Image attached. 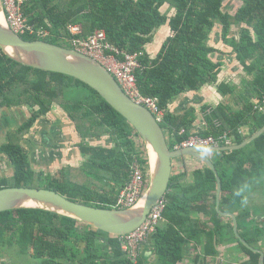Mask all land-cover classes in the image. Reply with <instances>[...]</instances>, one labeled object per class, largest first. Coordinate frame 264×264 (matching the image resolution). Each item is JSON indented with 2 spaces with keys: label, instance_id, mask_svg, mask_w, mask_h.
Instances as JSON below:
<instances>
[{
  "label": "trees",
  "instance_id": "16d2710c",
  "mask_svg": "<svg viewBox=\"0 0 264 264\" xmlns=\"http://www.w3.org/2000/svg\"><path fill=\"white\" fill-rule=\"evenodd\" d=\"M228 2L29 0L24 7L28 22L50 36L22 38L64 47L60 43L67 42L69 24H80L84 36L105 31L108 41L119 50L144 54L136 72L138 87L143 96L159 100L165 112L160 124L172 151L192 134L219 137L229 133L232 144L240 145L264 127V0H235L234 7ZM234 27H238L236 36ZM158 35L166 39L152 56L147 48ZM234 61L245 73L241 87L220 81L226 64ZM207 86H216L232 103H204L199 113L205 126L199 131L200 114L194 105L185 110L186 103L179 112L173 106L178 97L198 94ZM55 106L64 111V121L69 120L81 138L77 146L84 164L81 168L63 166L56 174L38 172L24 141L36 122ZM0 109H26L24 116H29L22 125L8 130L0 145V154L13 170L0 178V189H48L74 202L114 209L119 193L131 180L135 159L148 164L142 142V150L137 149L138 133L98 92L73 77L19 64L1 49ZM183 129L186 132L180 135ZM10 131L18 134L10 138ZM102 138L108 140L105 145L91 144ZM220 154L212 161L222 180L221 210L233 213L242 238L264 252V134L242 150ZM36 181L45 185H29ZM256 186L262 190V211L251 197ZM217 190L216 175L207 165L172 176L163 220L149 241L154 264H180L190 244L197 253L194 264H206L209 259L225 264L219 249L227 246L230 254L242 251L248 258L242 264H259L261 255L240 242L233 220L222 221ZM79 224L43 210L0 213V255L1 247L7 246L18 248V255L37 264H145L143 257L137 263L129 259L119 236L85 225L79 228Z\"/></svg>",
  "mask_w": 264,
  "mask_h": 264
},
{
  "label": "water",
  "instance_id": "95a60500",
  "mask_svg": "<svg viewBox=\"0 0 264 264\" xmlns=\"http://www.w3.org/2000/svg\"><path fill=\"white\" fill-rule=\"evenodd\" d=\"M0 49L8 58L19 64L73 77L98 92L138 133L146 150L149 168V184L146 191L137 204L127 209L88 206L48 189L6 187L0 189V213L43 210L77 220L111 236H125L139 229L148 219L152 209L165 198L173 176L174 160L191 157L201 160L215 173L218 182V213L222 217L233 219L238 239L250 250L258 252L261 255L259 264H264V252L252 248L239 235L236 216L221 210L222 180L214 162L208 156L209 153L242 150L264 134V127L240 145L172 151L166 132L155 115L147 107L129 98L116 78L104 66L74 49L43 40H24L11 29L3 0H0Z\"/></svg>",
  "mask_w": 264,
  "mask_h": 264
},
{
  "label": "built area",
  "instance_id": "2783aa9c",
  "mask_svg": "<svg viewBox=\"0 0 264 264\" xmlns=\"http://www.w3.org/2000/svg\"><path fill=\"white\" fill-rule=\"evenodd\" d=\"M28 2L29 0H3L11 29L19 36L34 35L41 39L49 37L50 33L47 30H36L28 22L24 14V7ZM66 40L74 50L93 58L104 66L116 78L126 95L135 103L147 107L159 123L164 120L165 112L160 108L159 100L143 96L138 87L136 72L142 67L141 59L144 55L142 52L130 54L119 50L108 41L105 31H96L93 35L84 36L83 27L80 24L68 25ZM185 132L183 129L180 135L185 134ZM141 142L142 140L140 142L136 141L137 149L142 150ZM220 144L233 145L229 133L219 137H204L192 134L188 140L183 141L175 150L205 149L220 147ZM143 152L147 159L145 147ZM148 184V164H142L135 159L131 167V180L119 193L114 209H127L137 204L146 191ZM166 206L167 200L163 198L152 209L148 219L139 229L128 235L119 236L122 248L132 262H138L142 248L149 243L156 233L159 223L163 220Z\"/></svg>",
  "mask_w": 264,
  "mask_h": 264
},
{
  "label": "rangeland",
  "instance_id": "374dc122",
  "mask_svg": "<svg viewBox=\"0 0 264 264\" xmlns=\"http://www.w3.org/2000/svg\"><path fill=\"white\" fill-rule=\"evenodd\" d=\"M234 4V3H233ZM235 33H238V29L236 27H234ZM156 41L159 42V40H161L160 35H158L155 38ZM57 41V40H56ZM68 42V41H67ZM67 42H61L60 44L63 45L64 47H71ZM237 65V66H236ZM239 68V69H238ZM240 66L237 64V61H234L232 63L226 64V66L224 67V71L220 76V81L223 82H227L230 84H236L239 87L242 86V80L243 77L245 76V73H243L240 70ZM212 93H213V101H210L211 98L210 97H206L205 96V102L206 104L209 105H218L220 103H225V104H229L232 103L228 98L223 97L219 92L216 86H212ZM218 93V95H217ZM186 95V94H185ZM189 98H194V96L189 95ZM185 96H180L178 97V99L175 101V104L173 106L174 109H178L176 110L177 112H179V108H181L183 105L186 104V102L184 103L183 101ZM187 97V96H186ZM202 98V95L200 96ZM72 98V96H71ZM183 103V104H182ZM182 105V106H181ZM191 106H185V110L188 109ZM198 110L201 108L200 105H196L195 106ZM237 107H235L236 109ZM182 109V111H185ZM57 112L59 113V115L64 116L65 113L61 110L58 109V106H55L53 109L54 113ZM181 111V112H182ZM13 112V114H11ZM8 114L9 116H15L16 114H18V117L21 119L22 116H24L25 114H28V111L26 109H21V110H17L12 111V110H7V109H0V145L5 141L3 140V138H6V132L8 130H13L16 129L18 125L20 124H16L13 122V124L11 122H6L5 121V115ZM30 115V114H29ZM17 117V116H16ZM51 117L50 121L51 125L49 126H55L56 122L55 120H59L58 115H52L49 114V118ZM7 120V119H6ZM63 125V128H61V132L63 131V133H65V138H63L62 140L56 142V146L59 153L63 156L62 159H58L55 162L49 164V165H45L46 162L39 164V161L36 159L33 162L34 168L39 172L40 170H44L45 172L49 173L51 172L52 174H56L60 169L63 168V166H68V165H72L75 166L76 168H81V166H83L84 164V159L82 158V156L79 153V149L77 146V143L81 142V138L79 137L78 133L76 132V129L74 126L71 125L70 121L67 120L66 122L63 121L61 122ZM51 128V127H50ZM41 130H43V127L40 125H36L34 126V129L31 131L30 135L28 134L24 141V146L27 149H31L29 146L33 147V153H35L36 151H39V148L43 147V141H41L42 135L40 134ZM17 133V131H10L9 133V137L12 138L14 137ZM7 139V138H6ZM30 140H32L33 142L29 143ZM107 138H102V139H95L91 141L92 145H105L107 142ZM137 142H140V139L136 140ZM27 149V150H28ZM51 149H46V152H48ZM29 152V151H28ZM211 158V160L215 161L217 160L218 157H221L220 153H213V154H209ZM4 156L0 154V177H5L7 175H10L11 171H10V167H8L7 163L4 161L5 159L3 158ZM191 158V157H188ZM180 159H175L174 160V164H173V173L178 172V170H180L182 168L181 166V161H179ZM192 160H194L195 164L193 165V163L190 164V168H192L193 170H195L196 168H204V166L206 165L204 162H202L201 160L192 158ZM5 162V163H4ZM41 166L43 168H41ZM193 170L191 172H193ZM174 175V174H173ZM29 185L31 187H43L45 185L44 182H40V181H36V182H31L29 183ZM251 197L254 198L256 200V205L259 207H257V209H259L260 211L263 210L262 206V190L259 188V186H256V192H253L251 194ZM255 205V206H256ZM224 220H222L223 222H230L231 220H229V217H223ZM257 218V217H256ZM204 220L208 221V218H204ZM84 227L83 224H79V228ZM210 227H213L212 224H210ZM244 245V244H243ZM8 250H4L3 253H7ZM10 251V250H9ZM18 248H16V250L13 248L12 251H10L11 254V258H9L6 261H0V264H37L36 262L32 261L29 257H21L20 255L17 254ZM193 252V250H191ZM229 248L225 249L222 254H224V259H225V264H242L244 261L248 260V258L242 253V251L240 252H232V254H230ZM8 254L7 257L10 255ZM193 254V253H192ZM191 257H193L191 255ZM7 259V258H6ZM192 261V260H191ZM156 262V260H155ZM202 262V261H201ZM213 264V263H212ZM217 264V263H215Z\"/></svg>",
  "mask_w": 264,
  "mask_h": 264
},
{
  "label": "flooded vegetation",
  "instance_id": "af4514ba",
  "mask_svg": "<svg viewBox=\"0 0 264 264\" xmlns=\"http://www.w3.org/2000/svg\"><path fill=\"white\" fill-rule=\"evenodd\" d=\"M233 3H235V0H229V2H228V4H233ZM233 7H234V5H232ZM237 29H238V27H236ZM238 31V30H237ZM234 34H235V36L237 35V33H235V30H234ZM58 109H61L59 106H58ZM62 110V109H61ZM63 111V110H62ZM53 112V110L49 113V114H52V115H55V113H56V115H58L59 117H57V118H59V120H55V126H49V125H51V124H53V123H51V121H50V119H51V117L49 118V114L46 116V117H43V118H40L37 122H36V124H35V126L38 124V125H40V126H42L43 127V130H41V132H40V134L42 135V140L41 141H43V147L42 148H39L38 150L39 151H36L35 153H33V147H31V146H29L31 149H28V151H29V153H30V155H31V158H32V160H33V162L37 159L38 161H39V164H42V163H44V162H46L45 163V165H49V164H51V163H53V162H55L56 160H58V159H60L61 158V154L59 153V150H58V146H56V142H58V141H60V137H61V140L63 139V138H65V133H63V131L62 132H60V131H58V128H57V125H59V126H61V128H63V125H62V123L61 122H63L64 121V116H61V115H59V113H57V112H55L54 111V113H52ZM64 112V111H63ZM66 115V114H65ZM17 116V117H16ZM7 119V120H6ZM29 119V116H22L21 117V119L18 117V114H16L15 116H12V115H8V114H6L5 115V121L6 122H11L12 124H13V122L14 123H16L17 125L18 124H20V125H22L25 121H27ZM19 126V125H18ZM51 127V128H50ZM3 140H5V138H3ZM31 142H33L32 140H30V142L29 143H31ZM32 144V143H31ZM46 149H51V150H49L48 152H46ZM5 160V162L7 161V159L5 158V157H3ZM33 162H32V164H33ZM7 163H9L8 161H7ZM34 166V165H33ZM41 168H43L42 166H41ZM41 171V170H40ZM42 171H44L43 169H42ZM8 176V175H7ZM1 178V177H0ZM259 218H261V217H258V219ZM232 219V218H231ZM233 220V219H232ZM258 223L260 224V226H261V224H262V221L260 222V220H258ZM233 224H234V221H233ZM235 232V231H234ZM239 235H240V233H239ZM237 236V235H236ZM241 236V235H240ZM242 237V236H241ZM238 238V237H237ZM241 242V241H240ZM12 249L13 248H9V247H7V246H5V247H1V255H0V261H6V260H8L9 258H11L12 256H11V254H10V251H12ZM15 250H16V248H14ZM4 250H8L7 251V253L5 254V253H3V251ZM10 250V251H9ZM8 254H10L8 257H7V255ZM18 254V253H17ZM22 257V256H21ZM7 258V259H6ZM1 263V262H0Z\"/></svg>",
  "mask_w": 264,
  "mask_h": 264
},
{
  "label": "crops",
  "instance_id": "0c3cea01",
  "mask_svg": "<svg viewBox=\"0 0 264 264\" xmlns=\"http://www.w3.org/2000/svg\"><path fill=\"white\" fill-rule=\"evenodd\" d=\"M162 33L166 34L163 31H162ZM160 34H161V32H160ZM167 36H168V34L166 35V37ZM166 37L160 36L161 40H159V42L155 40L154 41V44L148 46L147 50L152 54V56H156V53L158 52L159 48L161 47L162 42H164V40L166 39ZM211 87L212 86L205 87L198 94L188 93L186 95H183V96H185L184 97L185 100L183 102L184 103L186 102L188 105H190V104L191 105H194V106L200 105V107H201L202 105H204V103L206 104V102H205V96L206 97L207 96L210 97L211 98L210 101H213L214 100L213 99V96L214 95L212 93V88ZM189 95H191V97L193 95L194 98H192V99L189 98L190 97ZM201 95H202V98L200 97ZM217 95H218V93H217ZM197 112L199 113L200 112V109L199 110L197 109ZM204 126H205V124L203 122V116L200 114L199 115V120L196 123V128H197V130L201 131L202 129H204ZM208 156H209L210 159L212 158V157H210L209 154H208ZM179 161L182 162L181 163L182 168L180 170H178V172L173 173L174 175H181L185 170L190 171V172L193 170L192 168H190V164L191 163H193V165L195 164V162H194V160H192V158H188V157H186V158H180ZM6 163H7V161H6ZM7 165H8V167H10V164L9 163H7ZM198 168H196V169H198ZM10 171H11V173H10V175H11L13 173V170H12L11 167H10ZM205 221H207V220H205ZM150 244H151V242H149L146 245H144V247L142 248V251L140 252V258L141 257H144L143 260H144L145 264H154L155 263V260H156L155 253H154V249H153V247ZM227 248H230V247L229 246H227V247H221L219 250L222 253ZM191 250H193V252ZM191 255L193 257H191ZM196 255H197V253L194 250V245H191L190 244L188 247H186V254H185L184 260L180 264H194V259H195ZM222 256H223L222 259L225 261L226 258L224 259V254H222ZM202 263H203V261L200 264H202ZM206 264H212V262L210 261V259L208 260V262Z\"/></svg>",
  "mask_w": 264,
  "mask_h": 264
}]
</instances>
